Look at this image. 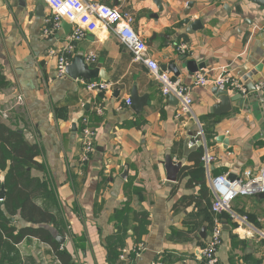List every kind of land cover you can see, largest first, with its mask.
<instances>
[{
    "label": "crops",
    "instance_id": "obj_1",
    "mask_svg": "<svg viewBox=\"0 0 264 264\" xmlns=\"http://www.w3.org/2000/svg\"><path fill=\"white\" fill-rule=\"evenodd\" d=\"M96 1L132 13L149 55L160 66L176 64L183 83L191 84L195 74L181 68L182 57L203 65L201 73H229L247 87L251 81L244 78L260 67L252 81H264V9L249 0ZM49 16L42 0H0V124L40 149L37 162L43 168L33 173L47 193L37 202L56 219L45 227L75 264H207L199 250L212 237L214 196L205 167L183 175L194 167L191 157L197 152L185 158V141L201 125L216 158L212 177L259 171L264 165V96L255 90L244 96L229 93L235 99L232 109L222 113L214 86L194 88L192 116H180L179 106L162 97L149 69L135 63L114 36L87 31L75 42L72 27L66 31L62 22L55 31ZM62 53L70 65L84 61L90 78H58ZM91 53L95 62L87 61ZM89 81L106 82L111 89L89 93L83 85ZM135 91L147 98L140 111L126 105ZM84 118L96 132V151L82 165ZM220 136L229 144L218 142ZM168 157L183 164L173 185ZM204 173L208 196L202 199ZM233 207L219 216V264L264 260V199L239 198ZM137 215L145 221L140 223ZM246 216L255 229L245 223ZM13 220L26 226L19 215ZM15 247L20 264H60L52 248L36 238ZM124 251L129 255L123 261Z\"/></svg>",
    "mask_w": 264,
    "mask_h": 264
},
{
    "label": "built area",
    "instance_id": "obj_2",
    "mask_svg": "<svg viewBox=\"0 0 264 264\" xmlns=\"http://www.w3.org/2000/svg\"><path fill=\"white\" fill-rule=\"evenodd\" d=\"M50 10L47 23L53 25L56 31L61 28L63 21L68 22L72 27V41H79L84 38L87 31L100 30L105 34L114 36L120 44L125 46L132 54L133 61L145 65L149 69L151 77L160 85L161 95L167 99L171 96L179 100L180 116H192V106L194 104V88H205L214 86L229 93L247 95L249 89L245 82L232 74H223L217 77H210L207 73L198 72L191 84L183 83L181 79L175 78L169 72H163L159 63L149 55V48L134 27L135 16L130 12H123L119 8L100 3L96 0H42ZM181 52H185V46L181 47ZM88 62L96 61V54L91 53L87 58ZM71 61L67 54L62 53L57 58L56 73L58 78L67 76V69ZM85 89L89 93L108 92L111 85L102 81L83 82ZM255 91L264 96V81H259L255 85ZM127 106H132L131 99L126 100ZM101 114V110H96ZM96 132L90 126V120L84 118L82 122V165L89 162L91 155L95 153ZM203 149L202 162L208 172L209 186L214 196L212 213L215 216L232 212V204L235 200L244 197L259 196L264 194V165L255 173L245 171L236 175L234 180H230L229 174L212 177L210 175L212 164L216 161L215 156L207 146L203 129L199 125V130L194 134L191 146H199ZM2 201V199H0ZM222 245V224L215 220L211 240L202 248L200 255L207 264H219L218 253ZM142 246L136 251L141 252ZM129 251H124L121 259L127 260Z\"/></svg>",
    "mask_w": 264,
    "mask_h": 264
},
{
    "label": "trees",
    "instance_id": "obj_3",
    "mask_svg": "<svg viewBox=\"0 0 264 264\" xmlns=\"http://www.w3.org/2000/svg\"><path fill=\"white\" fill-rule=\"evenodd\" d=\"M39 153V147L28 144L21 132L6 124H0V194L4 186V197L0 201V264H17L14 261L5 263L3 248L8 245L15 247L28 237L36 238L49 245L60 264H75L73 256L62 248L59 241L45 227L55 224L56 219L50 211L37 202L47 193L46 187L33 173L34 169L43 168L37 162ZM203 153V149L200 148L192 155L191 161L194 167L185 168L183 175L204 168ZM3 174H6L4 185H2ZM199 185L202 199H204L208 196L205 173ZM190 201L189 204H191ZM17 215L26 226L18 227L13 224L12 218ZM137 218L140 223L146 219L138 215Z\"/></svg>",
    "mask_w": 264,
    "mask_h": 264
},
{
    "label": "water",
    "instance_id": "obj_4",
    "mask_svg": "<svg viewBox=\"0 0 264 264\" xmlns=\"http://www.w3.org/2000/svg\"><path fill=\"white\" fill-rule=\"evenodd\" d=\"M249 1L264 9V0H249ZM191 6H192V4H191ZM62 26L66 31H69V30L71 31V25H69L66 21H63ZM184 60H185V57H182L180 59L181 62L183 61L181 68L183 70H187L190 74H197L200 71V69L204 68L203 65L198 66L196 64V62H192V61H185L184 62ZM83 65H84V61H82L81 59H75L72 62V64L68 66L67 75L73 79L90 78L91 73L86 71L83 68ZM160 68L163 72L172 73L177 78L180 77V69L176 64L163 65V66H160ZM260 70H261V68L259 67L254 72L248 74V76H246L244 78L245 81H249V80L251 81L249 83V86H248L249 92L255 90V86H254L252 80H253V77L255 76V74L260 72ZM214 94L218 98H220L222 101L221 106L219 108V110L222 113H225V112L230 111L232 109L231 103L235 99L230 98L228 91L220 90V89L216 88V90L214 91ZM169 99L172 102H174L176 105L179 106V100L177 98L171 96V97H169ZM131 101H132V107L136 111H140L141 108L144 105H146L147 98L146 97H143V98L139 97L138 92L135 91V92H133ZM193 137H194V133L190 132L188 139L185 141V144H184V157L185 158H187L191 153L198 151L201 148V145L191 146ZM218 142L225 143V145L229 144V140L225 139L223 136H220L218 138ZM182 169H183L182 162L175 164L171 157H168L166 159V170L168 172V181H169V183H171V185L178 182L179 174H180V171ZM235 177H236L235 175H230V180H234ZM3 197H4V192H2L0 194V199H3ZM259 197L264 199V194H260Z\"/></svg>",
    "mask_w": 264,
    "mask_h": 264
},
{
    "label": "rangeland",
    "instance_id": "obj_5",
    "mask_svg": "<svg viewBox=\"0 0 264 264\" xmlns=\"http://www.w3.org/2000/svg\"><path fill=\"white\" fill-rule=\"evenodd\" d=\"M233 204H234V203H233ZM233 204H232V209L234 208V207H233ZM248 217H249V216H246V217H245V218H246L245 223H246L248 226L254 228V224H252V223L249 221ZM214 218H215V216H214ZM215 220L220 221V220H219V216L216 217ZM13 224H14V225L17 224L16 220H13ZM254 229H255V228H254ZM260 240L264 242V237H260ZM23 247H24V246H23ZM3 255H4L5 258H6V259H5V263H9V262H11V261H14V263H17V264H18V263H19V264L21 263V259H20V250L17 249L16 247H12V246H10V245L5 246V247L3 248ZM244 264H247V262L244 261ZM251 264H264V260L262 259L260 262H256V261L253 260V262H252Z\"/></svg>",
    "mask_w": 264,
    "mask_h": 264
}]
</instances>
